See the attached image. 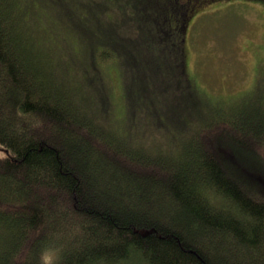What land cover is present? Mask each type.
<instances>
[{"label":"trees","instance_id":"1","mask_svg":"<svg viewBox=\"0 0 264 264\" xmlns=\"http://www.w3.org/2000/svg\"><path fill=\"white\" fill-rule=\"evenodd\" d=\"M217 1L0 0V264H264V101L144 100Z\"/></svg>","mask_w":264,"mask_h":264},{"label":"rangeland","instance_id":"2","mask_svg":"<svg viewBox=\"0 0 264 264\" xmlns=\"http://www.w3.org/2000/svg\"><path fill=\"white\" fill-rule=\"evenodd\" d=\"M198 13L188 25L183 63L179 62L178 67L182 82L190 84L192 93L173 94L169 87L163 86L169 95L145 97V103L168 99L171 106H178L177 111H171L173 117H185L211 112L232 115L241 105L264 101V1H217L205 5L203 10L200 8ZM176 56L178 62L179 53ZM106 76L118 111L122 107V83L114 70ZM168 78L174 82L181 79L176 70ZM167 80L162 81L167 84ZM203 96L211 100L206 101ZM181 142L187 146L186 141ZM6 154L0 146V157Z\"/></svg>","mask_w":264,"mask_h":264}]
</instances>
